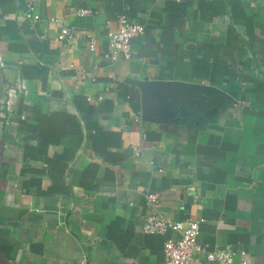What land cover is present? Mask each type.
<instances>
[{"label":"crops","instance_id":"crops-1","mask_svg":"<svg viewBox=\"0 0 264 264\" xmlns=\"http://www.w3.org/2000/svg\"><path fill=\"white\" fill-rule=\"evenodd\" d=\"M121 13L145 30L111 63ZM63 23L96 50L56 40ZM92 125L117 146L96 152ZM147 191L169 220L205 218L206 249L264 264V0H0V264H164Z\"/></svg>","mask_w":264,"mask_h":264},{"label":"built area","instance_id":"built-area-1","mask_svg":"<svg viewBox=\"0 0 264 264\" xmlns=\"http://www.w3.org/2000/svg\"><path fill=\"white\" fill-rule=\"evenodd\" d=\"M29 10H33V6H30ZM69 11L80 17L93 13L89 8L71 7ZM38 18L37 14L33 15L34 21H37ZM50 21L58 22L59 19L51 17ZM116 24V28H111L107 24L105 32L106 48L103 51V57L111 63L121 58L133 57L131 40L143 34L145 30L143 24L131 20L125 13L117 16ZM75 39H84L89 50H96L97 37L94 33L74 24L63 23L56 35V40L72 41ZM133 154L137 156L139 151L135 150ZM158 203L157 193L152 191L145 193L147 210L142 230L147 234L165 237L162 244L164 264H235L236 255L240 256V264H247L246 252L243 250L236 251L230 245L208 250L198 243L200 225L205 222V218L200 216L183 220H169L158 211ZM168 234L176 236H168ZM197 255H201L202 258H198Z\"/></svg>","mask_w":264,"mask_h":264},{"label":"trees","instance_id":"trees-1","mask_svg":"<svg viewBox=\"0 0 264 264\" xmlns=\"http://www.w3.org/2000/svg\"><path fill=\"white\" fill-rule=\"evenodd\" d=\"M120 87L122 89L121 95H123L126 99L133 96L134 93L132 92V89L129 88L127 85L123 84ZM79 111H80V109H79ZM71 124H75L74 117L65 113L62 132H64V133L71 132V128H69V126ZM91 131L94 132L93 134L90 135V138L93 142V149L96 152H103L108 147H112V146L116 147L117 146L118 139H119L117 133L105 132V131L98 129L97 127H95L93 125L88 128V132L91 133ZM38 132H39V136L41 137L40 143L43 146L45 145V147H46L48 145V143L50 142L49 137L52 136L50 134L48 127H39ZM53 141H55V139H53Z\"/></svg>","mask_w":264,"mask_h":264},{"label":"water","instance_id":"water-1","mask_svg":"<svg viewBox=\"0 0 264 264\" xmlns=\"http://www.w3.org/2000/svg\"><path fill=\"white\" fill-rule=\"evenodd\" d=\"M170 94H173L172 91H171L170 89L168 90L167 88H165V89H164V92H163V95H165V96H166V95H169V96H170ZM173 95H174V94H173ZM170 97H171V96H170Z\"/></svg>","mask_w":264,"mask_h":264}]
</instances>
